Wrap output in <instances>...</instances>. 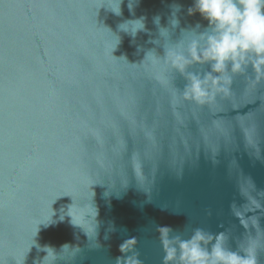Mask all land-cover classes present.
Returning <instances> with one entry per match:
<instances>
[{"label": "water", "instance_id": "95a60500", "mask_svg": "<svg viewBox=\"0 0 264 264\" xmlns=\"http://www.w3.org/2000/svg\"><path fill=\"white\" fill-rule=\"evenodd\" d=\"M0 264H264V0H0Z\"/></svg>", "mask_w": 264, "mask_h": 264}]
</instances>
